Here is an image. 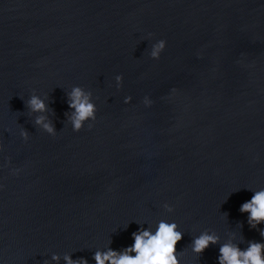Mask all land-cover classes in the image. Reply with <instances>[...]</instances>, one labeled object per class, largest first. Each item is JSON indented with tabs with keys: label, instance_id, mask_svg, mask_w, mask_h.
I'll use <instances>...</instances> for the list:
<instances>
[{
	"label": "water",
	"instance_id": "obj_1",
	"mask_svg": "<svg viewBox=\"0 0 264 264\" xmlns=\"http://www.w3.org/2000/svg\"><path fill=\"white\" fill-rule=\"evenodd\" d=\"M77 86L97 108L78 133ZM0 148V264H96L161 220L180 264L264 243L240 212L264 189V0H0ZM202 232L220 244L197 256Z\"/></svg>",
	"mask_w": 264,
	"mask_h": 264
},
{
	"label": "clouds",
	"instance_id": "obj_2",
	"mask_svg": "<svg viewBox=\"0 0 264 264\" xmlns=\"http://www.w3.org/2000/svg\"><path fill=\"white\" fill-rule=\"evenodd\" d=\"M165 48L164 40L155 43L150 52L151 58L159 60ZM116 80L121 82L123 77L116 76ZM45 99L33 93L27 101L26 107L30 113H45L49 111ZM124 102L130 103L131 97H127ZM143 103L145 106H151L152 101L145 97ZM68 107L72 110L70 115L72 130L78 133L84 129L85 124L91 130L96 121L97 112L95 104L91 102V93L85 92L79 86L73 87L68 96ZM34 122L37 126H41L47 134L56 135L54 125L47 122L44 115H38ZM20 135L25 141L29 139L26 130H21ZM253 193L252 198L241 205L240 212L247 214L249 227L257 229L259 225L264 224V189ZM165 207L167 211H173L172 207L168 205ZM182 236L183 233L178 230L176 223L161 220L154 232L151 229H140L138 232H134L132 234L134 243L131 246L122 251H115L111 247L106 251L97 250L93 259L96 264H180L183 253H178L177 245L182 240ZM260 236L264 238V230H260ZM216 244H220L219 236L215 233L202 232L194 238L191 250L200 256L210 245ZM219 252L218 264H264V243L249 241L247 247L241 250L238 244L229 241L220 244ZM51 259L58 264L60 257L53 254ZM63 259L65 264H88L86 259L73 260L72 256L68 254H65Z\"/></svg>",
	"mask_w": 264,
	"mask_h": 264
}]
</instances>
